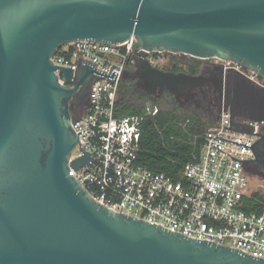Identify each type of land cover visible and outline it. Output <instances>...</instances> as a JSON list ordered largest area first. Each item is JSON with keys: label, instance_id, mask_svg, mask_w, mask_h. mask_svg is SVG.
Returning <instances> with one entry per match:
<instances>
[{"label": "water", "instance_id": "water-1", "mask_svg": "<svg viewBox=\"0 0 264 264\" xmlns=\"http://www.w3.org/2000/svg\"><path fill=\"white\" fill-rule=\"evenodd\" d=\"M134 36L132 74L148 94L175 98L203 75L152 65L148 51L233 61L264 77V0H0V264H264V258L189 237L97 201L71 174L94 158L74 128L71 106L94 75L115 78L82 59L56 65L76 40L118 44ZM237 76V75H236ZM234 118L264 119L255 87L241 76ZM244 161L264 179V134ZM80 143L84 155L70 161ZM214 147V146H213Z\"/></svg>", "mask_w": 264, "mask_h": 264}, {"label": "built area", "instance_id": "built-area-1", "mask_svg": "<svg viewBox=\"0 0 264 264\" xmlns=\"http://www.w3.org/2000/svg\"><path fill=\"white\" fill-rule=\"evenodd\" d=\"M135 42L134 36L115 45L76 40L59 47L52 58L56 65L73 68L71 83L57 70L63 85H73L82 59L110 75L117 72L114 79L93 76L87 109L76 116L73 125L77 133L82 131L80 143L94 160L78 171L71 168V174L97 201L118 212L264 258V179L251 175L243 160L232 158L255 159V153L251 147L217 137L251 145L264 134V119L234 118L223 87L212 126L192 129L191 118L174 122L186 137L173 134L170 138L199 147L192 152L193 159L183 168L181 179L139 164L142 121L160 108L148 105L142 115L115 116L121 80L126 72L136 69ZM179 55L148 51L146 58L164 69L176 64ZM224 63L225 70L255 87L264 107V77L236 62ZM80 143L71 152L70 161L84 155ZM255 177L261 180L257 184L253 183Z\"/></svg>", "mask_w": 264, "mask_h": 264}, {"label": "trees", "instance_id": "trees-1", "mask_svg": "<svg viewBox=\"0 0 264 264\" xmlns=\"http://www.w3.org/2000/svg\"><path fill=\"white\" fill-rule=\"evenodd\" d=\"M191 68L190 73L195 74L197 67ZM134 81L132 74L121 80L115 108L116 117L142 115L148 102L158 105L164 98L166 100L168 97L173 98L169 93L161 97L152 96L145 90L137 88ZM167 104L169 106L160 108L159 113L148 115L142 121L137 162L154 172L165 173L177 180L181 179L185 165L192 161L191 154L195 147L190 143L170 138L173 134L186 137L185 132L174 122L191 118L192 129L199 130H204L205 124L200 116L181 112L182 108L174 98ZM195 150L198 151L199 147ZM248 210L257 211L255 208Z\"/></svg>", "mask_w": 264, "mask_h": 264}, {"label": "flooded vegetation", "instance_id": "flooded-vegetation-1", "mask_svg": "<svg viewBox=\"0 0 264 264\" xmlns=\"http://www.w3.org/2000/svg\"><path fill=\"white\" fill-rule=\"evenodd\" d=\"M165 66V70L175 72L183 71L189 74H192L190 73L192 69L191 67H197V72L193 75H203L207 80L205 81V84L197 86L190 90L189 93L181 95L178 99L168 90L153 93L156 97L171 94L181 107H190L191 103L201 106L205 101L210 103L212 101L220 100L223 87H226L229 103H231L233 107L236 106V92L232 87V82L237 76L232 71L225 70L224 60L216 58L199 59L182 54L179 55L176 64ZM181 67H183V69ZM89 93H82V90L80 88L78 89L71 106L74 116H79L86 111Z\"/></svg>", "mask_w": 264, "mask_h": 264}, {"label": "rangeland", "instance_id": "rangeland-1", "mask_svg": "<svg viewBox=\"0 0 264 264\" xmlns=\"http://www.w3.org/2000/svg\"><path fill=\"white\" fill-rule=\"evenodd\" d=\"M168 58L170 57L168 56ZM162 68L166 69V66H163ZM134 80H135L134 81L135 86L137 88H141L137 83V79L134 78ZM150 95L155 96V94H150ZM164 99L161 101V104H158L159 108L164 109L165 107L169 106L167 103L173 100V98L171 97L170 98L168 97L167 98L168 100L166 99L164 100ZM148 105L154 106L155 104H153V102H148L147 106ZM218 107H219V100L212 101L210 103L208 101H205L201 106H197L195 103H191L190 107H181L182 108L181 112L185 114H194L196 116H200L201 120L205 124V128H209L217 120ZM260 181L261 180L259 178L255 177V179L253 180V183L257 184Z\"/></svg>", "mask_w": 264, "mask_h": 264}]
</instances>
